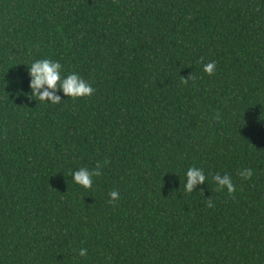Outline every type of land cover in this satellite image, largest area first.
I'll use <instances>...</instances> for the list:
<instances>
[{
  "label": "trees",
  "instance_id": "obj_1",
  "mask_svg": "<svg viewBox=\"0 0 264 264\" xmlns=\"http://www.w3.org/2000/svg\"><path fill=\"white\" fill-rule=\"evenodd\" d=\"M45 58L93 95L29 98ZM0 264H264V0H0Z\"/></svg>",
  "mask_w": 264,
  "mask_h": 264
},
{
  "label": "clouds",
  "instance_id": "obj_2",
  "mask_svg": "<svg viewBox=\"0 0 264 264\" xmlns=\"http://www.w3.org/2000/svg\"><path fill=\"white\" fill-rule=\"evenodd\" d=\"M215 69L216 63L214 61L203 66V71L209 75H212ZM62 71L63 65L57 60L47 58L33 60L30 66L27 67L31 93L29 98L35 97L36 101L44 103L45 105H55L61 102V95L58 93H62L63 96L73 100L83 99L93 95L95 89L79 73L71 72L62 76ZM102 174V167L99 164L92 170L81 167L72 173L71 181L86 190H90L93 187L94 178H98ZM238 175L248 180L253 176V170L245 168ZM211 178L216 185V191H227L229 194L235 191L236 185L228 173L221 175L217 172ZM206 179L207 177L202 168L196 166L189 167L185 172L184 191L188 194L194 192L197 186L205 184ZM119 196L120 194L117 191H110V202L117 201ZM208 206H212L210 199ZM77 255L86 257L88 255V249L83 247L78 249Z\"/></svg>",
  "mask_w": 264,
  "mask_h": 264
}]
</instances>
